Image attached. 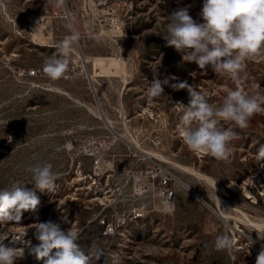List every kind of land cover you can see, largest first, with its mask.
<instances>
[{
    "label": "rangeland",
    "instance_id": "1",
    "mask_svg": "<svg viewBox=\"0 0 264 264\" xmlns=\"http://www.w3.org/2000/svg\"><path fill=\"white\" fill-rule=\"evenodd\" d=\"M202 4L0 0V189L16 183L33 189L27 168L36 164L50 163L58 173L55 193L36 190L40 204L35 211L23 212L18 223L0 225V234H8L0 244L24 250L14 264H44L29 254L28 245L39 243L34 224L47 221L76 229L85 251L98 241L105 257L96 264H256L264 246L257 234L264 235V162L255 159L264 144V112L254 115L246 129L222 122L238 134L229 161L190 151L178 134L183 113L175 104L187 105L189 96L171 84H196L214 105L236 88L228 76L184 61L163 38L167 16L188 6L189 15L202 22ZM66 10L81 39L66 77L53 81L42 67L55 44L70 34ZM245 63L241 87L264 96V53ZM30 68L38 69V75L28 76ZM154 76L168 78L169 85L149 101L146 84ZM96 137H115L105 161L115 156L113 167L104 164L111 169L94 177L82 145ZM141 152L151 159L137 161ZM151 160L182 182H175L171 208L160 205L155 193L131 194L132 179L124 170L144 168ZM133 206L146 214L127 217ZM102 218L116 224L109 236L101 234ZM222 235L234 238L231 249L215 248Z\"/></svg>",
    "mask_w": 264,
    "mask_h": 264
},
{
    "label": "clouds",
    "instance_id": "2",
    "mask_svg": "<svg viewBox=\"0 0 264 264\" xmlns=\"http://www.w3.org/2000/svg\"><path fill=\"white\" fill-rule=\"evenodd\" d=\"M63 3L64 0H59V4ZM200 16L202 22L194 20L189 15L188 6L167 16V35L163 36L166 45L199 69L210 67L214 73L228 76L236 88L228 89L222 102L214 105L196 84L190 85L187 81L171 84L174 90L186 89L189 96L187 105L180 101L175 104L183 113L178 134L190 151L204 152L217 161H229L233 152L231 142L238 134L232 128H223L222 122L230 121L239 129H246L254 115L264 112L261 103L264 96L248 94L241 87L245 61L264 53V0H203ZM67 27L70 34L55 44V52L43 62L42 71L53 81L66 77L70 58L81 39L71 24ZM168 85V78L154 76L146 84L148 100L162 96ZM255 159L258 163L264 162V144L259 145ZM27 171L32 174L33 189L20 183L0 189V225L18 223L23 212L35 211L40 204L36 190L55 193L58 173L53 171L50 163L29 166ZM32 228L39 243H29V254L44 264H96L105 257L104 249L96 240L85 251L79 243V232L72 227L64 230L61 224L47 221L35 223ZM257 234L264 239V235ZM7 235L0 234V241ZM247 238L253 243L250 235ZM233 239L229 235L218 236L215 248L231 249ZM23 256V249L0 244V264H14ZM256 264H264V246L256 257Z\"/></svg>",
    "mask_w": 264,
    "mask_h": 264
},
{
    "label": "built area",
    "instance_id": "3",
    "mask_svg": "<svg viewBox=\"0 0 264 264\" xmlns=\"http://www.w3.org/2000/svg\"><path fill=\"white\" fill-rule=\"evenodd\" d=\"M38 69L30 68L27 70V75L34 77L38 75ZM115 142V137L110 139L104 138H92L86 144H83L82 152L83 154L89 156L92 160L91 165V175L100 176L106 170L111 168H105V165H110L113 167V158L115 156L114 153H111L110 157L105 161V157L109 156L108 150ZM132 145V144H131ZM132 147L135 148L134 145ZM133 156L135 153L131 152ZM142 156H137L136 160H143L146 157L151 159L144 152H141ZM124 173L128 178L132 179L131 184V194L135 196H141L146 194L155 193L159 198V203L164 208H171L174 204L176 188L175 182H179L176 175L172 172V170L162 164H160L156 160H151V163L144 168L140 169H132L128 167L124 170ZM111 175L107 173V176ZM132 212H141L142 214H146L145 210L139 206H133L129 212L127 217H132ZM100 224L102 227L101 234L103 236H109L113 233V229H115L116 224L112 220L108 219H100Z\"/></svg>",
    "mask_w": 264,
    "mask_h": 264
},
{
    "label": "bare ground",
    "instance_id": "4",
    "mask_svg": "<svg viewBox=\"0 0 264 264\" xmlns=\"http://www.w3.org/2000/svg\"><path fill=\"white\" fill-rule=\"evenodd\" d=\"M85 59V58H84ZM90 74V73H89ZM179 180V179H178ZM179 182L180 183H182L181 182V180H179ZM212 182V184H214V186H215V188H216V190L217 191H219L220 193H224L225 194V189H224V187H218V186H216V184L214 183V181H211ZM222 200L224 201V199L222 198ZM142 213L141 212H138V213H136L135 215H137V216H140ZM220 215L221 216H224L222 213H220ZM121 223H124V220H121ZM248 224H254L253 223V221H251V220H249V223ZM233 226H237V222L236 221H234V225ZM113 232H114V229H113Z\"/></svg>",
    "mask_w": 264,
    "mask_h": 264
},
{
    "label": "water",
    "instance_id": "5",
    "mask_svg": "<svg viewBox=\"0 0 264 264\" xmlns=\"http://www.w3.org/2000/svg\"><path fill=\"white\" fill-rule=\"evenodd\" d=\"M66 15H67V17H68V21H69V23L72 25V28L74 29L73 24H72V22H71V19H70L69 15H68L67 10H66ZM81 58H82L83 61H85L83 55H81ZM86 73H87V76H88V78H89V80H90V83H91V85H92V87H93V83H92L91 76H90L89 72L86 71ZM93 89H94V87H93Z\"/></svg>",
    "mask_w": 264,
    "mask_h": 264
}]
</instances>
